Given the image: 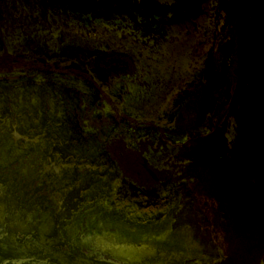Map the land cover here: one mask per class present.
I'll use <instances>...</instances> for the list:
<instances>
[{
  "label": "flooded vegetation",
  "instance_id": "af4514ba",
  "mask_svg": "<svg viewBox=\"0 0 264 264\" xmlns=\"http://www.w3.org/2000/svg\"><path fill=\"white\" fill-rule=\"evenodd\" d=\"M235 12L236 0H0L7 264H185L167 260L169 243L220 264L188 214L206 197L200 139L229 157L239 146L242 101L227 100ZM252 192L264 202L259 158Z\"/></svg>",
  "mask_w": 264,
  "mask_h": 264
},
{
  "label": "rangeland",
  "instance_id": "374dc122",
  "mask_svg": "<svg viewBox=\"0 0 264 264\" xmlns=\"http://www.w3.org/2000/svg\"><path fill=\"white\" fill-rule=\"evenodd\" d=\"M236 8L238 12H235L233 33L235 54L227 80V100L233 104L242 101L239 146L229 157L222 155L226 150L223 141L211 140L208 143V137L200 139L203 149L198 156L201 170L199 184L205 190L206 197L201 198V203L189 211L188 217L195 229L194 238L204 246L203 253L213 255L218 263L264 264V202L252 192L257 158L264 169V0H236ZM235 89H240L242 95L234 96ZM202 121L204 118L200 123L196 121L200 132L210 126L209 121L205 125H202ZM197 135L200 136L199 133ZM219 211H222V219L213 221V213ZM91 223L95 224V220ZM128 237L133 240L136 237L135 241L145 238L143 242L163 246L167 241L164 235L156 238L135 231ZM72 242L82 243L78 237L73 238ZM167 248L173 257L166 259L175 263L184 259L185 264H194L200 258L191 257L193 251L191 254L187 251L180 254L169 244ZM36 260L49 262L52 258ZM41 261L34 262L43 264Z\"/></svg>",
  "mask_w": 264,
  "mask_h": 264
},
{
  "label": "water",
  "instance_id": "95a60500",
  "mask_svg": "<svg viewBox=\"0 0 264 264\" xmlns=\"http://www.w3.org/2000/svg\"><path fill=\"white\" fill-rule=\"evenodd\" d=\"M7 248L4 247H0V264H7L9 261L12 260H17L15 258V256H10L11 254H8L9 252H7ZM50 258H52L51 256H49ZM51 261H54L53 259ZM65 264V263H64ZM96 264H121L119 262H113V261H105V262H99Z\"/></svg>",
  "mask_w": 264,
  "mask_h": 264
},
{
  "label": "bare ground",
  "instance_id": "6f19581e",
  "mask_svg": "<svg viewBox=\"0 0 264 264\" xmlns=\"http://www.w3.org/2000/svg\"><path fill=\"white\" fill-rule=\"evenodd\" d=\"M165 237V236H164ZM137 238L135 237V240H136ZM145 240V238L143 239V238H139V240H137V241H144ZM180 240V239H179ZM92 242L93 240H91V239H89V240H86V241H84L85 243H89V242ZM175 241V240H174ZM178 241V240H177ZM172 244V243H171ZM170 243H169V246H171L172 247V245H171ZM195 245V244H194ZM174 246H178V245H174ZM179 246H181L182 248L183 247H185L183 244H181V245H179ZM188 253H192L191 251H187ZM202 260V259H201ZM27 263V262H26Z\"/></svg>",
  "mask_w": 264,
  "mask_h": 264
}]
</instances>
